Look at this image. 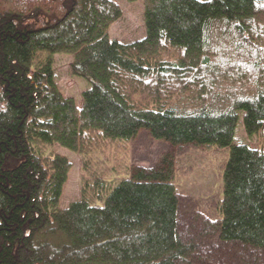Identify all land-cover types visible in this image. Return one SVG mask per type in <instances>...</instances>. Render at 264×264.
Returning a JSON list of instances; mask_svg holds the SVG:
<instances>
[{
	"label": "trees",
	"instance_id": "1",
	"mask_svg": "<svg viewBox=\"0 0 264 264\" xmlns=\"http://www.w3.org/2000/svg\"><path fill=\"white\" fill-rule=\"evenodd\" d=\"M211 147L216 219L175 186ZM0 264H264V0H0Z\"/></svg>",
	"mask_w": 264,
	"mask_h": 264
},
{
	"label": "rangeland",
	"instance_id": "2",
	"mask_svg": "<svg viewBox=\"0 0 264 264\" xmlns=\"http://www.w3.org/2000/svg\"><path fill=\"white\" fill-rule=\"evenodd\" d=\"M130 154V145L124 141L97 142L86 158L85 180L91 185L92 180L102 178L111 189L115 183L128 178ZM44 156H48L46 149ZM226 160L227 151L215 147L186 152L177 160L175 186L178 192L209 219L218 218L221 175ZM89 200L97 203L92 193Z\"/></svg>",
	"mask_w": 264,
	"mask_h": 264
}]
</instances>
